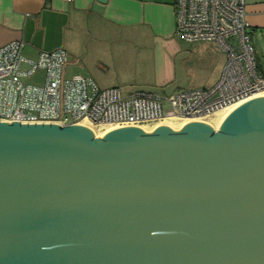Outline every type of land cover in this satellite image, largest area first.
<instances>
[{
    "label": "water",
    "instance_id": "1",
    "mask_svg": "<svg viewBox=\"0 0 264 264\" xmlns=\"http://www.w3.org/2000/svg\"><path fill=\"white\" fill-rule=\"evenodd\" d=\"M0 264H264V96L192 119L0 120Z\"/></svg>",
    "mask_w": 264,
    "mask_h": 264
},
{
    "label": "built area",
    "instance_id": "2",
    "mask_svg": "<svg viewBox=\"0 0 264 264\" xmlns=\"http://www.w3.org/2000/svg\"><path fill=\"white\" fill-rule=\"evenodd\" d=\"M73 2L74 0H66ZM175 34L187 43L213 42L226 55L219 79L211 86L167 95L119 87L101 88L90 77L68 78L70 60L63 48L24 52L23 40L0 46V120L72 125L142 121L166 117L199 118L264 92L247 19L245 0H174ZM40 74L39 80L31 81Z\"/></svg>",
    "mask_w": 264,
    "mask_h": 264
},
{
    "label": "crops",
    "instance_id": "3",
    "mask_svg": "<svg viewBox=\"0 0 264 264\" xmlns=\"http://www.w3.org/2000/svg\"><path fill=\"white\" fill-rule=\"evenodd\" d=\"M245 1L252 40L264 38V0ZM175 29L174 0H0V46L23 40L31 57L63 48L65 74L72 67L73 78L101 88L175 92L190 75L209 72L212 63L193 55L209 42L185 45ZM210 73L209 86L220 77Z\"/></svg>",
    "mask_w": 264,
    "mask_h": 264
},
{
    "label": "rangeland",
    "instance_id": "4",
    "mask_svg": "<svg viewBox=\"0 0 264 264\" xmlns=\"http://www.w3.org/2000/svg\"><path fill=\"white\" fill-rule=\"evenodd\" d=\"M185 45H191L188 44L186 42H184ZM254 47H255V51H256V56H257V60L260 63L259 65L261 66V68L264 70V38L261 37L260 35H257L254 38L253 41ZM196 46V44L194 45ZM199 46V45H198ZM201 48L195 50V52H193V55L195 56H200L202 57V59H198L196 58L195 61L197 62H208V65L210 66V64L212 63V67L213 68H209V72L203 74L201 72L196 73V75H190V77H187V79L184 81L183 85H180L179 87H176L175 90H184V89H188V88H193V87H198V86H209L211 82L210 79V72H213V74H216L218 72V74L221 75L222 72V67L223 64L226 61V55L223 51H221L217 45L213 42H209L206 45H200ZM205 46V47H204ZM72 75H74L73 71H72V67H70L67 71V73L65 74L66 77L68 78H73ZM41 77L40 74L36 75L33 79H31V81H35V80H39V78ZM178 88V89H177ZM157 92H159L160 94L163 95H167L170 94L172 91L170 88L168 89H156ZM123 94H127L130 93L132 91H128L127 89L123 88L122 90Z\"/></svg>",
    "mask_w": 264,
    "mask_h": 264
},
{
    "label": "bare ground",
    "instance_id": "5",
    "mask_svg": "<svg viewBox=\"0 0 264 264\" xmlns=\"http://www.w3.org/2000/svg\"><path fill=\"white\" fill-rule=\"evenodd\" d=\"M260 96H264V92L263 93H261V94H258V95H256V96H253L252 98H255V97H260ZM252 98H250V99H252ZM250 99H248V100H250ZM248 100H245V101H243V102H246V101H248ZM243 102H239V103H237V104H240V103H243ZM237 104H235V105H237ZM234 106V105H233ZM231 107V106H230ZM228 108V107H227ZM226 109V108H225Z\"/></svg>",
    "mask_w": 264,
    "mask_h": 264
},
{
    "label": "trees",
    "instance_id": "6",
    "mask_svg": "<svg viewBox=\"0 0 264 264\" xmlns=\"http://www.w3.org/2000/svg\"><path fill=\"white\" fill-rule=\"evenodd\" d=\"M259 68L261 69V66L259 65ZM262 70V69H261Z\"/></svg>",
    "mask_w": 264,
    "mask_h": 264
}]
</instances>
